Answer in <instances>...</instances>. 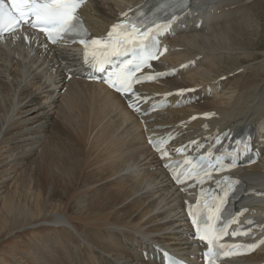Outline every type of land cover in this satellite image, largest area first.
Listing matches in <instances>:
<instances>
[{
	"label": "bare ground",
	"instance_id": "1",
	"mask_svg": "<svg viewBox=\"0 0 264 264\" xmlns=\"http://www.w3.org/2000/svg\"><path fill=\"white\" fill-rule=\"evenodd\" d=\"M148 1L91 0L80 14L91 37L105 36ZM253 1L192 0L174 36L163 39L169 53L154 64L176 73L134 92L153 102L172 94L164 98L170 106L144 117L85 80L81 46H49L33 33L30 43L0 40V264H158L161 250L202 264L185 209L194 189L229 176L243 184L241 225L252 230L249 238L264 237V50L255 55L243 44L260 31L238 28L247 25L239 15ZM178 90L185 94L173 95ZM89 102L92 114H71ZM72 121L79 125L69 127ZM106 124L119 128L114 145L101 142ZM247 129L257 163L180 187L146 143L147 135L169 134L172 150L208 147L223 133L226 141ZM263 262L264 244L223 264Z\"/></svg>",
	"mask_w": 264,
	"mask_h": 264
},
{
	"label": "snow or ice",
	"instance_id": "2",
	"mask_svg": "<svg viewBox=\"0 0 264 264\" xmlns=\"http://www.w3.org/2000/svg\"><path fill=\"white\" fill-rule=\"evenodd\" d=\"M83 0H10V3H5V0H0V35L4 33L12 34L27 24L32 28L39 29L45 32L49 39L53 43H56L59 39L69 36V34L76 32L81 21L76 16V11ZM122 15H127L124 13ZM124 28L123 32L118 29ZM138 25L129 20L125 25H114L111 32H109L106 38V43L103 45L106 49H111V55H119L121 50L127 51L128 45H134L138 39L147 36L151 29L145 26L137 34ZM150 39V37H149ZM85 49L89 47L88 43L81 39ZM92 45H100V40H92ZM89 53L85 52V59L88 62ZM108 53L103 54V59L96 54H92L91 59L97 63H103V60L107 59ZM156 58L154 54L149 55L147 58L139 57L135 63H130L120 73H116L115 79H110L108 82L113 88L120 92L131 91L132 83H139L140 77L135 76V72L138 71L145 61V59ZM103 70V69H101ZM146 79H154V77H146ZM134 95H137L133 93ZM195 118V117H194ZM159 147V145H156ZM167 155V153H163ZM179 165H177L178 167ZM168 167H173L168 165ZM194 171V170H193ZM193 171H189L187 175L183 173L176 174L177 182L182 183L184 179L192 178ZM207 208V205H204ZM219 211L215 205L208 209V212ZM208 212L202 214L201 219L195 218V213H191L193 216L192 223L196 226V233L201 241L206 242L208 251L204 254L209 261V264H215L216 260L221 258L222 255H229L234 250L241 247L240 245H225L221 244L222 233H220L214 226V221H218L219 217L215 215H209ZM252 223V221H249ZM239 232L232 233L233 236L240 235ZM264 243V241H261ZM258 245H251L249 247L255 248Z\"/></svg>",
	"mask_w": 264,
	"mask_h": 264
},
{
	"label": "rangeland",
	"instance_id": "3",
	"mask_svg": "<svg viewBox=\"0 0 264 264\" xmlns=\"http://www.w3.org/2000/svg\"><path fill=\"white\" fill-rule=\"evenodd\" d=\"M260 3V4H259ZM254 4V7H252V8H250L252 5ZM255 5H256V7H255ZM249 7V8H248ZM247 8H246V11L243 9L242 11H241V13H242V15H239V22H241V21H243L244 19H246L247 20V25L246 26H240V27H238L239 29H240V31H244V34L246 33V31H248L249 29H253V31L254 32H257V31H260V32H257V34H258V37L257 38H255L251 33H249V34H251L249 37L250 38H252V36H253V38L252 39H254L253 40V42H252V44L250 45V44H245L244 42H243V44H244V46H247L249 49H255V51H256V53H255V55H258V53L259 52H261L262 50H264V0H254L253 1V3L251 4V5H249ZM261 7V8H260ZM257 8V9H256ZM260 8V9H259ZM247 9H250L249 11L247 10ZM253 9V10H252ZM255 10V11H254ZM257 11V12H256ZM260 11V12H259ZM247 12H248V14H247ZM251 12H252V15H251ZM262 12V13H261ZM241 13H239V14H241ZM246 14V15H245ZM261 14V15H260ZM250 17H249V16ZM254 15V16H253ZM258 15V16H257ZM248 16V17H247ZM262 16H263V18H262ZM241 17V18H240ZM255 19H254V18ZM258 17V18H257ZM242 19V20H241ZM257 20V21H256ZM262 20V21H261ZM251 21V22H250ZM254 22V23H253ZM259 24H258V23ZM249 23V24H248ZM250 23H251V25H250ZM254 26H253V25ZM256 24V25H255ZM251 26V27H250ZM244 27V28H243ZM257 29V30H256ZM259 29V30H258ZM262 30V31H261ZM236 34H238V31H234ZM231 33V34H235V33ZM262 33V34H261ZM239 34H242L241 32H239ZM254 34V33H253ZM262 35H263V37H262ZM243 36V35H242ZM261 36V37H260ZM260 39V40H259ZM255 45H254V44ZM250 47H249V46ZM253 45V46H252ZM259 45V46H258ZM261 45V46H260ZM258 49V50H257ZM258 51V52H257ZM258 57V56H257ZM86 110H88L87 112L88 113H91L92 114V112H93V109H92V103L91 102H89V103H87V107H86V109H80V110H75V111H73L71 114L73 115V116H79V117H82L85 113H87V112H85ZM101 116L104 118V116H105V112H104V110H102L101 111ZM103 120V119H102ZM102 120H100V121H98V122H102ZM77 123H79V122H73L72 121V123H71V125H69V127H72V126H74V128H75V125L76 126H78L79 124H77ZM73 124V125H72ZM105 124V123H104ZM104 127H106L105 129V132H106V134L104 135V138H106L107 140L106 141H104L103 139H102V141L101 142H103V143H108L109 145H114L115 144V142H114V137L115 136H117V132L119 131V128H118V126H116V125H114V124H106ZM117 131V132H116ZM110 135L111 136H113V137H111L110 138ZM113 154H116L115 152H113V151H111ZM116 155H118V154H116ZM120 156H122V155H120ZM85 236H90V233H85L84 234ZM79 250H81L82 251V249H79Z\"/></svg>",
	"mask_w": 264,
	"mask_h": 264
}]
</instances>
